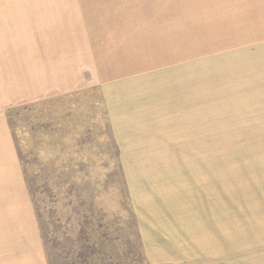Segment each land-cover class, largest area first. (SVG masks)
<instances>
[{
    "label": "rangeland",
    "instance_id": "obj_1",
    "mask_svg": "<svg viewBox=\"0 0 264 264\" xmlns=\"http://www.w3.org/2000/svg\"><path fill=\"white\" fill-rule=\"evenodd\" d=\"M179 1L0 0V83L39 84L0 97V208L25 196L49 264H264V0ZM217 7L242 27L223 49ZM128 42L165 61L128 71Z\"/></svg>",
    "mask_w": 264,
    "mask_h": 264
},
{
    "label": "crops",
    "instance_id": "obj_2",
    "mask_svg": "<svg viewBox=\"0 0 264 264\" xmlns=\"http://www.w3.org/2000/svg\"><path fill=\"white\" fill-rule=\"evenodd\" d=\"M4 20L7 19H1L0 21L3 22ZM8 20L10 22L12 19ZM10 29L11 28H6L8 32H11ZM1 43H3V46H0V54H5L6 47H10V41L0 35V45ZM13 45L14 44H12V46ZM2 64L3 63L0 62V65ZM11 65L16 67L19 63H17V61L7 63L8 68H10ZM9 71L12 70L8 69V71L6 70L5 72L6 74H3V79L5 81L0 83V97L5 93L19 91L18 86L22 89L24 85H28L30 88H36V86L39 85L29 80V83L24 84L23 81L21 84L20 81L14 80L12 75H10V77L8 76ZM30 88L27 89L30 91ZM1 119L0 116V181H12L10 178L8 180L7 176H3V171H5L7 166L11 173H14V171L16 172L17 169L15 167L13 150L9 143V132L5 129ZM16 191L18 192V190L15 189L13 195ZM19 199V194L16 193L14 196L11 194L9 198H7V208H0V264H49L47 250L45 248L36 212L33 211V209H29V203L24 195L22 196L21 202ZM19 204H22V208H18ZM25 205H27L28 208H25ZM192 260L194 262L189 264H219L216 258ZM222 262L221 264H242L241 259Z\"/></svg>",
    "mask_w": 264,
    "mask_h": 264
},
{
    "label": "bare ground",
    "instance_id": "obj_3",
    "mask_svg": "<svg viewBox=\"0 0 264 264\" xmlns=\"http://www.w3.org/2000/svg\"><path fill=\"white\" fill-rule=\"evenodd\" d=\"M220 1L221 0H215V4H217ZM179 3L182 4L181 5L182 6L181 8L177 7V11H179V12H181V9L183 10V8H185L187 10L189 9L190 11L191 10H194V9H199V8L200 9H203V10H206L208 8V6L207 5L204 6V3L202 1H200V0H190V1H188V0H180ZM225 9H227V7H217L215 9L216 12L214 13L215 14L214 17L216 19H218V20H215L213 18L214 19V23L209 24L210 27H220L219 30L214 29V30L219 31V34H221V37H220L219 42H218V45H220V44L221 45H231V44L234 43L235 37L233 38L231 36L234 35V34L235 35H238L242 31V27H241V25L239 26V24H240V21L244 18V16H245V10H246L245 7H243V6L241 8L239 7L237 9V12L235 14H236V17H238V22H239V24H238L235 20L232 21V20L227 19V18H229L227 15H229L231 13H230V11L229 12L228 11H225L224 12L223 10H225ZM191 13H193V12H191ZM192 15H193V18H192V21H193L192 27H193V30L196 31V29L199 27L198 24L200 23V21H198V18H196L197 17L196 14H192ZM223 21H226V22H223ZM199 30H202V29L199 28ZM228 30H229V34H227L228 33ZM211 32H208V30H207V32H203L202 34L199 33V32H197V34H201V35H199V37L193 43L192 51H194V52H201V49L209 48V47L210 48H213L211 43L214 41V38L212 36L213 35L212 33H214V32H212V33ZM203 35H204V37H203ZM226 35H228L230 38L226 37ZM210 36H212V37H210ZM132 41H133V39H132ZM126 44H127V42H126ZM128 44H129V46H127V47H129L128 48V56L129 57L130 56L133 57V60H132V63H131L132 66L129 67V70L128 71H131L133 69H137L138 67H136V66H143V65H146V64H155V63H152L154 61H158L157 63H162V62L165 61V57H164L165 53L161 55V58L160 57L159 58L157 57L158 59L155 58V59H153L150 62H147V61H145V60H143L141 58L139 60V57H138L139 54H141V56H142L145 52H149V51L151 53H155L154 52L155 49H153V48H145V49L139 48L135 44V42H132V43L131 42H128ZM109 47H110V45H109ZM112 47H113V45H112ZM221 48L223 49L224 47L221 46ZM225 48H229V46H226ZM108 52L110 53V56H111V53L112 52H110V51H108ZM126 52H127V49H126ZM121 54H122V52H121ZM116 55H117V53L114 56H116ZM126 56H127V54H126ZM165 56H167V55H165ZM166 82L168 83V80Z\"/></svg>",
    "mask_w": 264,
    "mask_h": 264
}]
</instances>
